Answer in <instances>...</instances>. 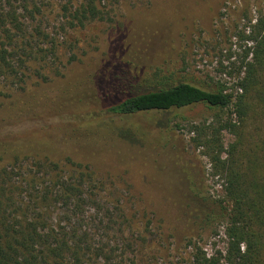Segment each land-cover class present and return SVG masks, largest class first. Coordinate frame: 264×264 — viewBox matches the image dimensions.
Here are the masks:
<instances>
[{"label": "rangeland", "instance_id": "374dc122", "mask_svg": "<svg viewBox=\"0 0 264 264\" xmlns=\"http://www.w3.org/2000/svg\"><path fill=\"white\" fill-rule=\"evenodd\" d=\"M9 1L25 21V49L35 51L36 58L26 64L24 83L0 86V165L26 156L49 158L64 170L69 158L89 165L106 186L98 189L103 203L86 202V211L124 206L135 215L139 234L126 253L135 264H191L190 238L207 252L222 249V227L218 235L201 230L192 215L195 195L215 203L222 198V181L212 176L188 132L190 123L210 121L203 105L181 109L178 117L163 113L162 126L149 129L128 120L86 125L80 132L86 140L75 142L64 133L71 116L55 87L83 75L88 84L100 76L105 89L111 86L106 78L119 66L140 80H153L159 72L207 88L218 81L231 86L227 72L238 64L246 43L234 35L264 11V0H101L98 7L108 18L75 27L70 13L83 0ZM97 89L86 85V93ZM94 98L88 120L106 118L105 105ZM166 124L161 137L154 128ZM230 139L225 133V143Z\"/></svg>", "mask_w": 264, "mask_h": 264}, {"label": "trees", "instance_id": "16d2710c", "mask_svg": "<svg viewBox=\"0 0 264 264\" xmlns=\"http://www.w3.org/2000/svg\"><path fill=\"white\" fill-rule=\"evenodd\" d=\"M99 2L83 0L75 6L72 27L108 18ZM25 32L17 9L0 0V86L24 83L26 64L36 58L35 51L25 49ZM234 36L246 43L234 73L227 72L231 86L218 81L207 88L159 77V72L153 80H140L119 66L113 78H106L111 86L105 89L100 76L88 84L83 75L55 87L56 98L71 116L64 133L75 142L86 140L80 134L86 125L128 120L148 128L162 126L160 115L166 112L178 117L181 109L196 104L209 111L210 121L190 123L188 132L212 176L222 181V198L215 203L195 195L192 215L199 218L201 230L211 228L218 235L222 227L224 246L207 252L188 239L191 264H264V11ZM92 83L96 93H86ZM95 95L107 117L88 120ZM167 126L154 130L163 137ZM225 133L231 136L227 143ZM70 160L68 170L33 156L0 165V264H135L126 257L139 234L133 227L135 215L124 206L86 211V202L103 203L98 189L106 183L89 165Z\"/></svg>", "mask_w": 264, "mask_h": 264}]
</instances>
